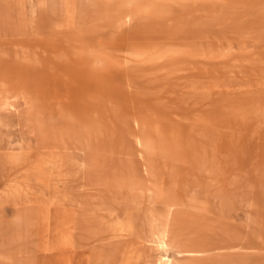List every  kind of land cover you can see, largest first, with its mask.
Listing matches in <instances>:
<instances>
[{
    "label": "rangeland",
    "instance_id": "obj_1",
    "mask_svg": "<svg viewBox=\"0 0 264 264\" xmlns=\"http://www.w3.org/2000/svg\"><path fill=\"white\" fill-rule=\"evenodd\" d=\"M158 262L264 264V0H0V264Z\"/></svg>",
    "mask_w": 264,
    "mask_h": 264
},
{
    "label": "bare ground",
    "instance_id": "obj_2",
    "mask_svg": "<svg viewBox=\"0 0 264 264\" xmlns=\"http://www.w3.org/2000/svg\"><path fill=\"white\" fill-rule=\"evenodd\" d=\"M22 27V26H21ZM23 32V31H22ZM22 34V33H21ZM63 96V95H62ZM135 138V137H134ZM156 264H163L162 262H158V263H156Z\"/></svg>",
    "mask_w": 264,
    "mask_h": 264
}]
</instances>
